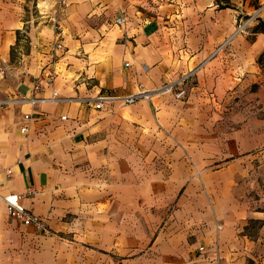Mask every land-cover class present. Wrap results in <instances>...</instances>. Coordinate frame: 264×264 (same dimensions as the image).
<instances>
[{"label":"crops","instance_id":"0c3cea01","mask_svg":"<svg viewBox=\"0 0 264 264\" xmlns=\"http://www.w3.org/2000/svg\"><path fill=\"white\" fill-rule=\"evenodd\" d=\"M27 1L0 0V99L54 67L39 95L63 100L0 107V264H264V8L235 32L264 0H49L23 30ZM190 70L181 99L79 101ZM28 188L49 234L6 212L2 196Z\"/></svg>","mask_w":264,"mask_h":264},{"label":"built area","instance_id":"2783aa9c","mask_svg":"<svg viewBox=\"0 0 264 264\" xmlns=\"http://www.w3.org/2000/svg\"><path fill=\"white\" fill-rule=\"evenodd\" d=\"M57 3L60 6H63L66 4V0H57ZM262 8H264V3L260 6L255 7L254 13L251 14L250 16H247L246 19L240 20L239 23L237 24L238 26L235 32H242L247 27V24L252 19L257 17V15L262 11ZM49 20L54 30V36H55L52 45L55 49L61 48L62 47L61 39H62L63 30L59 25L57 14L51 15L49 17ZM125 21H126V17L119 16L114 19V24L121 26L125 24ZM0 73L4 74V69L1 67H0ZM194 73L195 70H190L187 72V74L181 75L179 78L172 80V82H166L154 90H149L143 87L142 88L139 87V89L136 92L127 95H120L115 92H111V93L100 92L98 95H96V97L84 96L81 97L79 101L83 105H86L88 107L97 110L103 108L105 104H110L112 102H117L127 105V104L135 103L137 101H141L142 99L149 100L154 94L157 93H170L173 94L175 98L181 99L186 95L187 81L191 79ZM56 76L57 75L54 67H50L49 69H47V72H40L32 80L29 89V94L27 96L22 95L19 99H11V98L0 99V107L2 108L7 104L13 102H20V101H26L32 106H35V104L39 102L50 103V102L62 101L63 99L60 98L58 96V93L54 90H50L51 93L47 97H42L39 95L45 88H48L54 82ZM28 116H29L28 114L24 115L25 118H28ZM61 119H64V116H62ZM20 131L27 132L28 126L22 125L20 127ZM11 172L12 170L9 168L7 170V176L10 175ZM34 193H35L34 189L28 188L27 191L22 194L15 192H8L7 194L3 195L2 199L4 200L6 205V212L7 214H9L11 218L19 221L22 225L30 226L37 231H41L45 234H49L50 228H48L45 220L39 214L37 215L33 213L30 209L26 208L22 203L23 197L25 195H31Z\"/></svg>","mask_w":264,"mask_h":264},{"label":"rangeland","instance_id":"374dc122","mask_svg":"<svg viewBox=\"0 0 264 264\" xmlns=\"http://www.w3.org/2000/svg\"><path fill=\"white\" fill-rule=\"evenodd\" d=\"M23 6H24V13L22 14L23 15L22 18L24 21H30V22L29 24L23 23L22 28L23 30H27L26 27L28 25H31L34 22L38 23L39 21L44 20L40 17L41 15L39 13V10H44L45 7L49 6V0H28L27 3L24 4ZM256 18L257 17H255L251 21L255 20ZM249 23L247 24V26L249 25ZM17 38L20 40V42L14 45V49L11 50V57L13 58L21 56L20 54L22 52H26L28 50L26 32L23 33L18 32Z\"/></svg>","mask_w":264,"mask_h":264},{"label":"trees","instance_id":"16d2710c","mask_svg":"<svg viewBox=\"0 0 264 264\" xmlns=\"http://www.w3.org/2000/svg\"><path fill=\"white\" fill-rule=\"evenodd\" d=\"M218 2V5L220 7H230L231 0H216ZM253 4H257L258 0H250ZM256 7V6H255ZM253 33L262 32L264 31V21H259L252 29ZM264 58V50L263 53L260 54V57L258 58V62L261 63V61Z\"/></svg>","mask_w":264,"mask_h":264}]
</instances>
